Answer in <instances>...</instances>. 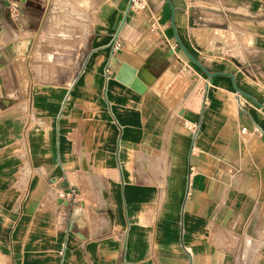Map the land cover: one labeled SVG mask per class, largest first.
Returning <instances> with one entry per match:
<instances>
[{
  "label": "crops",
  "instance_id": "1",
  "mask_svg": "<svg viewBox=\"0 0 264 264\" xmlns=\"http://www.w3.org/2000/svg\"><path fill=\"white\" fill-rule=\"evenodd\" d=\"M73 1L0 0V264H264V0Z\"/></svg>",
  "mask_w": 264,
  "mask_h": 264
},
{
  "label": "rangeland",
  "instance_id": "2",
  "mask_svg": "<svg viewBox=\"0 0 264 264\" xmlns=\"http://www.w3.org/2000/svg\"><path fill=\"white\" fill-rule=\"evenodd\" d=\"M72 8H69L71 7ZM48 20L52 23L54 20L55 26L61 25V22H65L67 24L71 23L74 24L78 21V8L77 3L73 0H52L48 7ZM53 13V14H52ZM58 24V25H57ZM45 27V25H44ZM26 35H21L20 37H25ZM19 37V38H20ZM51 37V36H50ZM10 38H7L5 42H9ZM51 40V39H50ZM43 41V48L51 50L56 49L58 46L61 45V42H53V41ZM59 44V45H58ZM37 61H25V59H19L21 61V68H31L33 73H24V78L26 82H45L47 79L51 80L55 75L51 74L47 75V68H51L52 64H55L56 61L60 59L58 58H51V57H39ZM25 71V70H24ZM30 72V71H29Z\"/></svg>",
  "mask_w": 264,
  "mask_h": 264
},
{
  "label": "built area",
  "instance_id": "3",
  "mask_svg": "<svg viewBox=\"0 0 264 264\" xmlns=\"http://www.w3.org/2000/svg\"><path fill=\"white\" fill-rule=\"evenodd\" d=\"M143 9H145V5L142 0H129V10L130 12L140 13ZM243 132L245 129L242 130ZM62 198L74 200L75 194L73 190H69L65 194L60 195Z\"/></svg>",
  "mask_w": 264,
  "mask_h": 264
},
{
  "label": "water",
  "instance_id": "4",
  "mask_svg": "<svg viewBox=\"0 0 264 264\" xmlns=\"http://www.w3.org/2000/svg\"><path fill=\"white\" fill-rule=\"evenodd\" d=\"M119 65V60H116L115 65H114V69H116V67ZM81 215V210L79 208H74L71 211V219L74 221H78L79 217ZM78 225H83V223H78Z\"/></svg>",
  "mask_w": 264,
  "mask_h": 264
},
{
  "label": "bare ground",
  "instance_id": "5",
  "mask_svg": "<svg viewBox=\"0 0 264 264\" xmlns=\"http://www.w3.org/2000/svg\"><path fill=\"white\" fill-rule=\"evenodd\" d=\"M214 33V32H213ZM207 34V33H206ZM205 38H206V36H205Z\"/></svg>",
  "mask_w": 264,
  "mask_h": 264
}]
</instances>
